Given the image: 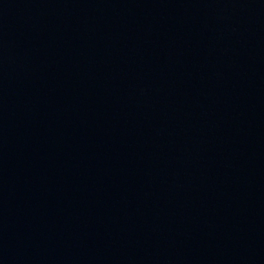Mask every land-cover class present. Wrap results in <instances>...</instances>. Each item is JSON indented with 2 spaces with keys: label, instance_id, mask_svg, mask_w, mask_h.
<instances>
[{
  "label": "water",
  "instance_id": "obj_1",
  "mask_svg": "<svg viewBox=\"0 0 264 264\" xmlns=\"http://www.w3.org/2000/svg\"><path fill=\"white\" fill-rule=\"evenodd\" d=\"M0 264H264V0H0Z\"/></svg>",
  "mask_w": 264,
  "mask_h": 264
}]
</instances>
